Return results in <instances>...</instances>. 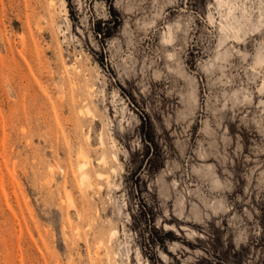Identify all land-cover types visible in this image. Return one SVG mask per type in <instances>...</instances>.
<instances>
[{"label": "rangeland", "instance_id": "374dc122", "mask_svg": "<svg viewBox=\"0 0 264 264\" xmlns=\"http://www.w3.org/2000/svg\"><path fill=\"white\" fill-rule=\"evenodd\" d=\"M0 264H264V0H0Z\"/></svg>", "mask_w": 264, "mask_h": 264}, {"label": "bare ground", "instance_id": "6f19581e", "mask_svg": "<svg viewBox=\"0 0 264 264\" xmlns=\"http://www.w3.org/2000/svg\"><path fill=\"white\" fill-rule=\"evenodd\" d=\"M103 161H105V160H102L101 162H103ZM105 163V162H104ZM103 163V164H104ZM79 165V170H81L82 169V167H84L85 165H84V163L82 162H80V164H78ZM82 174V173H81ZM101 174V173H100ZM81 178L86 182V183H89L90 181H89V176H88V174H87V172L85 173V172H83V174L81 175ZM81 179V180H82ZM80 180V181H81ZM81 183H82V181H81ZM86 185H88V184H86ZM88 187V186H87ZM88 188H90V187H88Z\"/></svg>", "mask_w": 264, "mask_h": 264}]
</instances>
